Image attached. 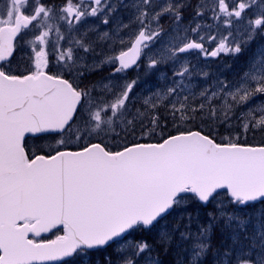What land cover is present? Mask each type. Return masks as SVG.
Masks as SVG:
<instances>
[{
    "label": "snow or ice",
    "instance_id": "6c2138e0",
    "mask_svg": "<svg viewBox=\"0 0 264 264\" xmlns=\"http://www.w3.org/2000/svg\"><path fill=\"white\" fill-rule=\"evenodd\" d=\"M0 264H264V0H0Z\"/></svg>",
    "mask_w": 264,
    "mask_h": 264
}]
</instances>
